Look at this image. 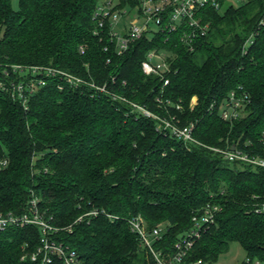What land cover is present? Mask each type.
I'll return each instance as SVG.
<instances>
[{
	"label": "trees",
	"instance_id": "16d2710c",
	"mask_svg": "<svg viewBox=\"0 0 264 264\" xmlns=\"http://www.w3.org/2000/svg\"><path fill=\"white\" fill-rule=\"evenodd\" d=\"M17 1L14 8L12 0H0V81L19 75L12 64L59 67L181 124L195 122L193 136L202 144L186 146L128 102L93 94L85 83L59 88V79L46 77L26 107L0 87V152L8 158L0 169V211L24 210L36 196L57 227L54 235L77 250L81 264H154L128 219L139 215L147 230L165 225L154 246L169 251L192 215L215 202L221 210L188 259L213 263L237 241L246 264L264 260V168L210 148L246 138L254 144L264 128V0L205 8L209 30L193 50L173 32L164 42L161 34L137 39L121 54L92 32L97 0ZM135 3L118 0L119 6ZM152 47L171 51L170 82L162 92L159 78L140 65ZM237 86L248 93L247 112L230 124L207 107ZM192 96L197 102L190 107ZM90 208L117 218L100 212L78 219ZM39 235L33 225L0 232V264H33L20 256L35 248Z\"/></svg>",
	"mask_w": 264,
	"mask_h": 264
},
{
	"label": "built area",
	"instance_id": "2783aa9c",
	"mask_svg": "<svg viewBox=\"0 0 264 264\" xmlns=\"http://www.w3.org/2000/svg\"><path fill=\"white\" fill-rule=\"evenodd\" d=\"M228 0H136L133 5L119 6L118 1L107 0L97 4L92 18L95 25L92 29L94 35L109 40L114 51L118 54L128 49L129 45L137 39L146 37L155 38L156 35H164L163 42L169 38L170 33H177L179 41L184 44L188 50L195 48L197 39L206 35L209 30V22L203 18V10L212 7L216 10L222 8L223 2ZM241 3L247 0H237ZM260 24H264V13L259 19ZM252 34H250L244 46L251 43ZM109 45L105 44L104 49ZM80 52L84 51L82 45L79 46ZM142 71L147 75H154L161 82L160 92L166 84L170 82L168 76L172 68L171 51L165 47L149 48L140 62ZM12 71L19 75L1 80L0 87L11 96L18 99L26 107L29 96L35 92L43 83L46 77L59 79L58 87L62 88L64 84L77 86L85 83L94 88V93H107L113 99L126 101L131 109L150 116L158 121L160 128L168 129L173 135L180 138L186 146L193 143H201L193 136L195 122L190 121L181 124L179 119L173 115H159L144 105L136 103L126 98L124 95L110 91L105 84H95L92 81L83 80V78L59 67L41 64H12ZM7 72V71H5ZM194 97V96H193ZM156 100L161 103L163 99L156 95ZM192 99V98H191ZM167 104L181 109L179 102L174 103L170 99L165 100ZM248 93L241 86L231 89L221 100H212L208 111H215L218 116L232 124L240 119L247 112L246 104ZM197 102L196 97L190 100V107ZM202 144V143H201ZM234 146L231 148V146ZM221 154L229 161H237L252 166L264 168V128H262L257 137V142L252 143L250 139L243 142L235 141L226 147H210ZM8 164V158L5 153L0 152V169ZM221 210L219 204L215 202H206L195 214L192 215L191 226L184 231L174 242L171 250L163 251L155 248L154 242L161 239L163 226H153L146 229L139 215L128 219L130 230L135 234L139 243L145 246L150 252L154 264H212L203 261L201 258L188 259L189 250L195 240L200 237L201 232L215 222L217 213ZM103 213L107 217L117 218L115 214L108 213L104 209L90 208L78 215V219ZM33 225L40 231L38 244L30 251L23 250L21 259H28L33 264H81L82 260L74 248L63 241L57 239L54 232L57 227L54 226L44 215L37 203V197L32 196L28 206L19 212L0 211V232L11 227H23ZM249 258H244L238 264H246ZM252 264H264V260H251Z\"/></svg>",
	"mask_w": 264,
	"mask_h": 264
},
{
	"label": "rangeland",
	"instance_id": "374dc122",
	"mask_svg": "<svg viewBox=\"0 0 264 264\" xmlns=\"http://www.w3.org/2000/svg\"><path fill=\"white\" fill-rule=\"evenodd\" d=\"M107 0H97L98 4H101ZM112 2H117L118 0H111ZM233 5H239L241 2L237 0H228L226 1ZM12 6L14 8H18V1L12 0ZM196 97V96H194ZM193 96L191 97L193 100ZM197 99V97H196ZM245 257V251L242 246L237 241H232L228 244L227 248L219 255L218 259L213 262L212 264H237Z\"/></svg>",
	"mask_w": 264,
	"mask_h": 264
},
{
	"label": "water",
	"instance_id": "95a60500",
	"mask_svg": "<svg viewBox=\"0 0 264 264\" xmlns=\"http://www.w3.org/2000/svg\"><path fill=\"white\" fill-rule=\"evenodd\" d=\"M234 146L232 145L231 148H233Z\"/></svg>",
	"mask_w": 264,
	"mask_h": 264
}]
</instances>
